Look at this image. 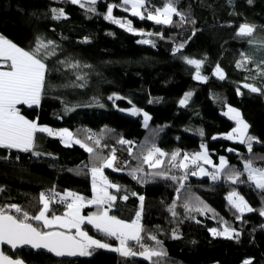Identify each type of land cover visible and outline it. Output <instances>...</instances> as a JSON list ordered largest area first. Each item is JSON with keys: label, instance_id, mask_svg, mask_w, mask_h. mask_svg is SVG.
Returning a JSON list of instances; mask_svg holds the SVG:
<instances>
[{"label": "trees", "instance_id": "16d2710c", "mask_svg": "<svg viewBox=\"0 0 264 264\" xmlns=\"http://www.w3.org/2000/svg\"><path fill=\"white\" fill-rule=\"evenodd\" d=\"M82 2L85 8L67 0H0V35L25 50L33 49L37 38L58 45L57 54L45 61L48 74L40 106H21V114L41 126L68 129L75 139L94 148L98 138L105 156L115 150L127 157L122 173L103 170L108 181L120 186L119 192L113 191L117 200L109 214L131 222L140 210L138 197L143 196L140 222L144 243L155 246L147 239L149 235L161 242L167 254L162 264H264V219L259 214L264 208V192L247 182L246 173L240 177L245 182L237 184L222 173L226 182L219 184L211 179L215 171L208 166L205 170L210 175H190L183 181L185 188L177 199V183L151 175L171 168L168 157L159 169L141 165L136 158L155 145L169 156L179 151V160L185 153H197L203 144L214 165L224 157L230 168L240 172L248 160L254 167L264 168V47L248 42L264 40V0H174L185 22L181 24L180 17L174 15L172 25H158L114 8L115 18L130 20L138 32H151L152 36L133 34L103 18L107 4H121L122 0H97L95 12L86 10L87 0ZM166 2L151 0V5L162 7ZM53 8L62 9L67 18L53 19ZM241 24L255 26L252 37L236 35ZM141 39L153 43H138ZM179 45L183 47L175 51ZM242 53L252 62L237 68ZM185 57L203 61L200 71L208 78L206 82L193 78L196 70ZM61 60L78 62L81 67L65 68ZM217 65L225 75L223 80L213 75ZM245 83L262 91L253 93L243 87ZM189 92L191 98L181 106L179 101ZM133 106L151 117L147 127L142 126L140 117L121 112ZM227 106L240 111L249 125L246 136L254 138L251 153L247 143L223 137L236 126L221 114ZM121 139L131 144H120ZM35 144L38 156L0 148V207L15 204L34 215L41 207L39 194L52 189L91 199V175L84 165L91 167L94 161L88 152L78 144L65 146L60 138L42 133L36 134ZM137 167H143V173L137 175H143L147 182L129 175ZM78 169L84 170L77 174ZM170 175L180 177L183 170L173 168ZM233 190L256 211L240 217L226 199ZM124 195L127 200L122 199ZM189 195L198 197L212 211L187 213L183 204ZM174 201L176 217L168 211ZM50 207L58 215L64 211L63 206ZM95 211V206L83 209L84 214ZM225 226L239 236L226 239L212 235L210 229L222 231ZM85 229L101 242L116 244L115 238L89 226ZM174 232L179 239L172 238ZM3 251L26 264H149L139 257H122L103 249L72 260L25 250Z\"/></svg>", "mask_w": 264, "mask_h": 264}, {"label": "snow or ice", "instance_id": "6c2138e0", "mask_svg": "<svg viewBox=\"0 0 264 264\" xmlns=\"http://www.w3.org/2000/svg\"><path fill=\"white\" fill-rule=\"evenodd\" d=\"M249 2L251 3V0ZM71 3L79 4L81 8H85L86 6L81 0H71ZM96 3L97 0H87L86 10L95 12ZM118 7L125 12H130L133 17H138L141 20H151L158 25H172L173 15L180 17L181 24L185 22V16L174 6V0H167L162 7L155 8L152 7L151 0H122L121 4H107L106 14H104L103 18L139 36H152L153 33L138 32L133 28L130 20L115 18L113 10ZM52 13L53 19L67 18L62 9L53 8ZM254 31L255 26L241 24L236 35L238 37H252ZM248 42L250 44L259 43L261 47H264V40L259 42L249 40ZM138 43L151 44L153 42L148 39H141ZM182 47L183 45H179L175 51H179ZM57 48L58 45L53 41L45 42L42 38H37L35 47L31 50H25L0 35V67L6 66L8 69L0 70V148L8 150L15 149L19 152H32L33 155L38 156L40 153L35 151L37 133H45L50 137H58L65 146H71L72 143L78 144L90 154L94 161L91 167L84 165V169H87L91 175L92 198L87 199L74 192L60 194L55 189H52L48 193L41 192L39 194L38 203L41 207L34 215L15 204L0 207V245H8L12 250L28 245L35 249H46L48 252L54 253L57 257L90 256L92 255V249H108L118 252L122 257H140L148 261L149 264H162V260L167 254L163 250L161 242L154 235H149L147 239L154 241L155 246L144 243L145 236L142 235L144 229L140 222L144 201L143 196L138 197L140 210L136 212L135 219L131 222H126L118 219L114 215H109L113 204L117 200V196L109 190L115 189L119 192L120 186L110 183L104 175L103 170L110 168L113 171H123L125 167V165H122L120 168L115 166L117 159L114 154L115 150H113L110 156H105L102 154L103 149L100 147V139L97 138L94 140V144L96 145V148H94L79 139H75L73 134L67 129L57 131L48 126H41L37 121L27 119L21 114V106H27L28 108L40 106L45 93L46 77L48 74V67L45 61L57 54ZM184 59L187 64L194 66L196 70L193 78L206 82L208 78L202 76L200 71L203 61L189 59L187 57ZM251 62V58L242 53L241 60L237 62L236 67L245 68ZM59 63L65 68L78 69L81 67L78 62L73 63L71 61L61 60ZM261 63L264 64V61ZM84 67L88 66L85 65ZM257 67L260 68V65H257ZM261 72L264 74V69H261ZM213 75L221 80L225 78L223 71L218 65L215 67ZM77 79H83V77L77 75ZM243 87L253 93L262 91L261 88L247 83ZM191 96V92L186 93L184 98L179 101L180 105H186ZM109 99H113V97H109ZM115 99H121V97H115ZM70 110L66 109V111ZM229 113L232 114L229 116V119H234L237 126L232 132L226 134L224 138L228 140L235 139L242 144L247 143L248 151L251 153L254 138L246 136L249 125L240 119L241 114L236 109L229 107L225 115ZM141 114L143 115L144 126L147 127L151 117L146 112L142 113L135 106L130 110V115L132 116ZM201 135H203L202 132ZM88 139L92 140L93 138L90 136ZM213 139H216V137H213ZM119 143L131 144L130 141L123 139ZM201 147L204 148V151L197 152L191 156L185 153L183 158L178 160L181 155L179 151H175L169 156V154L153 145L147 149L146 154L136 158L140 160L141 165L147 164L149 168L159 169L165 163L163 158L167 156L171 168L167 172L157 171L151 173V175L160 176L163 179H171L174 183H177L178 187L176 188V192L177 199H179V193L185 188L183 181L187 180L189 175H210L200 165V162L202 161L203 164L212 165V160L209 159L206 147L204 145ZM97 149L100 150L98 151ZM127 151L130 156L133 155L131 147ZM229 151L233 150L229 149ZM190 166L192 170L189 172L188 169ZM215 167L216 171L211 173V179L213 181L217 180L220 174L223 173L232 184L244 183L245 181H242L240 177L246 173L247 182L260 192H264V168L254 167L251 160L244 163L243 172L230 168L224 157H220L219 165ZM173 168L183 170V175L180 177L170 175L171 169ZM84 169H78L77 174ZM143 171V167H137L132 169L129 175L139 182H147L143 175H137L138 173H143ZM133 195L136 194L133 193ZM122 199L127 200L128 196L124 195ZM226 199L229 205L240 216H243L245 212L256 211L235 190L230 192ZM54 203L63 205L64 211L62 214L58 215L52 210L50 206ZM93 205L96 207L95 212L88 215L82 214V210L85 207ZM183 207L187 213L195 211L204 214L212 211L198 197L193 198L190 195L186 198ZM175 208L176 203L174 201L172 206L168 208V211L173 217L178 215ZM259 214L264 216V208L259 209ZM32 221H35V224ZM197 222L199 223V221ZM84 225H91L104 236L115 238V240L119 241V246L112 247L100 240L93 239L84 230ZM210 231L214 237L223 236L231 239L234 236H239L238 232H235L234 229L228 226H225L222 231H218L215 228L210 229ZM172 238L179 239L180 237L174 232ZM0 264H23V261L18 259L14 260L0 251ZM244 264H251V262L245 261Z\"/></svg>", "mask_w": 264, "mask_h": 264}, {"label": "rangeland", "instance_id": "374dc122", "mask_svg": "<svg viewBox=\"0 0 264 264\" xmlns=\"http://www.w3.org/2000/svg\"><path fill=\"white\" fill-rule=\"evenodd\" d=\"M136 18V17H135ZM138 18V17H137ZM174 18V15H173V17H172V19ZM115 97H118V96H116L115 95ZM230 106H227L226 107V109L224 110V111H222L221 112V114L224 116V117H226V118H229V116L230 115H232L231 113H229L228 115H225V113L228 111V108H229ZM132 108V107H131ZM131 108L130 109H121V112L122 113H124V114H126V115H128V116H132V115H130V110H131ZM232 108V107H231ZM238 111V110H237ZM141 112L142 113H144V111L143 110H141ZM240 114H241V112L240 111H238ZM133 117H140V119H141V122H142V126H144V120H143V115L141 114V115H137V116H133ZM240 119H242L241 118V115H240ZM231 121H233V122H235L236 123V121L234 120V119H230ZM243 120V119H242ZM150 121V120H149ZM149 121H148V123H149ZM180 121H183L182 119H180ZM245 122V121H244ZM246 123V122H245ZM247 124V123H246ZM237 126V125H236ZM236 126L234 127V128H236ZM145 127V126H144ZM233 128V129H234ZM232 129V130H233ZM59 130H63V129H59ZM59 130H57V131H59ZM68 130V129H67ZM232 130H230L228 133H230V132H232ZM248 130V129H247ZM69 131V130H68ZM70 132V131H69ZM227 133V134H228ZM246 134H247V132H246ZM226 134H223V137L225 136ZM91 136V135H90ZM89 135L87 136V137H90ZM74 137V136H73ZM61 140V139H60ZM228 140V139H227ZM231 141H233V142H237V143H239L238 142V140H231ZM72 144H75V143H72ZM63 145H65L64 143H63ZM75 145H77V144H75ZM203 145V144H202ZM201 145V146H202ZM205 147H206V145H204ZM91 147H92V145H91ZM202 151H204V148H202V147H200V150L199 151H197V152H202ZM112 154V153H111ZM209 156V155H208ZM209 159H210V156H209ZM219 162H220V158H219V161H218V163L217 164H212V165H207V164H203V162L201 161V163H202V166H204V168L206 169L208 166H212L213 167V170L214 171H216V167L215 166H218L219 165ZM105 169H107V170H110V171H113L112 169H110V168H105ZM114 172H116V171H114ZM199 175H197V176H192V177H198ZM219 178H222L221 180H217L216 182H218L219 184L220 183H222V184H224L225 182H226V178H224L223 176H219ZM218 178V179H219ZM91 182V181H90ZM110 182V181H109ZM110 183H112V182H110ZM112 194H114L113 193V191H116L115 189H110L109 190ZM91 193H92V182H91ZM92 198V197H91ZM228 202V201H227ZM52 206V205H51ZM94 206V205H93ZM89 207H91V206H89ZM85 208H87V207H85ZM247 213H250V212H245L243 215H245V214H247ZM82 214H84L83 213V210H82ZM84 215H88V214H84ZM109 215H111V214H109ZM240 217H243V216H240ZM263 219H264V216H261ZM85 226H89V227H91V228H93L91 225H84L83 227H84V230L85 231H87L86 229H85ZM95 231H97L95 228H93ZM222 230H223V228H222ZM73 232H74V230H73ZM98 232V231H97ZM98 233H100V232H98ZM100 234H102V233H100ZM89 235V234H88ZM103 235V234H102ZM221 238H225V237H223V236H220ZM92 238L93 239H96L95 237H93L92 236ZM111 238V237H110ZM112 239V238H111ZM114 239V238H113ZM226 239H228V238H226ZM98 240V239H97ZM110 245V244H109ZM112 247H118L119 246V241H117L116 240V244H114V245H111ZM103 250H107V251H110V250H108V249H103ZM92 251V253H93V249L91 250ZM110 252H115V251H110ZM140 258V257H139Z\"/></svg>", "mask_w": 264, "mask_h": 264}, {"label": "water", "instance_id": "95a60500", "mask_svg": "<svg viewBox=\"0 0 264 264\" xmlns=\"http://www.w3.org/2000/svg\"><path fill=\"white\" fill-rule=\"evenodd\" d=\"M9 250V251H12V252H14V253H16L17 251H19V250H25V251H31V252H33V253H45V254H47V255H51V256H53L55 259H58V260H61V259H70V260H72V259H81L82 258V256H76V257H67V256H65V257H57L54 253H50V252H48L46 249H35V248H32L31 246H28V245H25V246H23V247H19V248H17V249H15V250H12L11 248H10V246H8V245H0V251H2L3 253H4V251L3 250ZM5 254V253H4ZM6 255V254H5ZM8 256V255H7ZM10 257V256H9ZM11 258V257H10ZM23 264H26L25 262H23Z\"/></svg>", "mask_w": 264, "mask_h": 264}, {"label": "built area", "instance_id": "2783aa9c", "mask_svg": "<svg viewBox=\"0 0 264 264\" xmlns=\"http://www.w3.org/2000/svg\"><path fill=\"white\" fill-rule=\"evenodd\" d=\"M153 8H155V6L152 5ZM90 136V134H88ZM115 156H116V167L117 168H120L122 165H126L127 162H128V159L127 157L122 154V153H118V152H115L114 153ZM200 165H201V162H200ZM203 167V166H202ZM192 170L191 166L189 167L188 171L190 172ZM124 171V170H123ZM123 171H116L117 173H122ZM190 176V175H189ZM218 181L221 180V178L217 179ZM53 206H56V207H59V206H63L61 204H52Z\"/></svg>", "mask_w": 264, "mask_h": 264}, {"label": "crops", "instance_id": "0c3cea01", "mask_svg": "<svg viewBox=\"0 0 264 264\" xmlns=\"http://www.w3.org/2000/svg\"><path fill=\"white\" fill-rule=\"evenodd\" d=\"M67 1H69L70 3H71V0H67ZM81 2H82V0H81ZM0 70H8L7 69V67L6 66H4V67H0ZM45 126V125H44ZM42 134H45V133H42ZM47 135V134H46ZM48 136V135H47ZM50 137V136H49Z\"/></svg>", "mask_w": 264, "mask_h": 264}]
</instances>
